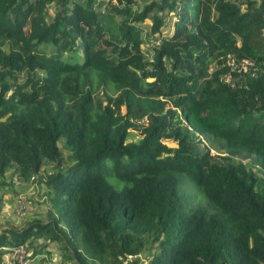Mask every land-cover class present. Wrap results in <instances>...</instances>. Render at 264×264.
I'll return each mask as SVG.
<instances>
[{
	"label": "trees",
	"instance_id": "16d2710c",
	"mask_svg": "<svg viewBox=\"0 0 264 264\" xmlns=\"http://www.w3.org/2000/svg\"><path fill=\"white\" fill-rule=\"evenodd\" d=\"M134 2L0 0V179H36L53 210L0 227V260L44 237L74 264H264L260 177L189 147L220 140L264 172V0ZM227 53L254 78L224 84Z\"/></svg>",
	"mask_w": 264,
	"mask_h": 264
},
{
	"label": "rangeland",
	"instance_id": "374dc122",
	"mask_svg": "<svg viewBox=\"0 0 264 264\" xmlns=\"http://www.w3.org/2000/svg\"><path fill=\"white\" fill-rule=\"evenodd\" d=\"M112 1L115 2V0ZM146 1L147 0H135L132 5V9L137 11L140 6ZM242 7L243 6H241V8ZM53 11L54 8L52 5H50L48 8V15H52ZM160 15L164 19V21L159 30L161 35H166L171 31L174 16L171 12L160 13ZM146 23H149V21L145 20L144 23L141 24V26L144 27L141 31V37L147 35L146 32L148 25ZM158 38L159 34L155 33L140 45L141 53L143 56H145L146 58H151V47L158 45ZM73 48L75 49L73 55L77 59L80 55L78 41L74 42ZM230 57L234 56L230 53H227L224 56H221L220 58L222 59L223 63L225 61L226 65V62L228 63ZM215 68V62L210 64L209 69L213 70ZM19 79L20 81H22V76ZM121 110L123 111V109ZM258 120L264 122V120ZM181 128L185 130L184 123H182ZM188 131L190 130L188 129ZM189 135V147L192 148L194 151L208 150L209 155L211 157V161L217 164L228 165L230 162H239L244 165H247L250 169L254 171L256 176L260 177L259 186L264 189V172L258 171V165L255 164L253 155L229 149L220 140L209 139L208 137L203 135H194L193 132H190ZM127 139L136 141L138 139L137 133L132 130L130 134H128ZM61 143H63L62 137L59 138L57 145H59L63 155L66 157L68 155V151L62 147ZM166 143L170 146H174L170 141H166ZM46 171L49 172V167L46 168ZM4 174V180L0 179V227H13L14 229H21L26 227L37 216L40 217L38 218V220H43L44 218L49 216L48 214L53 213V210L50 207V203L46 200V191L48 188L45 185L39 183L38 181H36V179H33L32 181H28L26 183H22L12 172V170L6 171ZM27 185L31 189L30 192H26ZM20 197H22V200L25 203L26 215L21 218H18L15 217L14 206L16 200ZM24 246L26 248V252L29 258L31 259V262L29 264H74L73 261H68L65 259L66 256L64 255V253L63 255L65 258H63L62 251L59 249V246L52 241H48L47 238H29L25 241ZM35 254L37 256H35L34 258ZM51 254L53 256H51ZM6 256L7 253H5V255L1 257L0 264H3V261L5 260Z\"/></svg>",
	"mask_w": 264,
	"mask_h": 264
},
{
	"label": "built area",
	"instance_id": "2783aa9c",
	"mask_svg": "<svg viewBox=\"0 0 264 264\" xmlns=\"http://www.w3.org/2000/svg\"><path fill=\"white\" fill-rule=\"evenodd\" d=\"M222 66L225 70L220 77L222 82L229 87L244 85L247 80L253 79L255 76L256 66L251 59H237L236 57H230L228 63L222 62ZM15 217L21 218L26 215L25 203L22 197L18 198L14 206ZM39 255V254H38ZM37 255H34V258ZM135 255L128 254L124 257L122 264H130ZM142 263L145 262V258L137 256ZM33 260V259H32ZM31 259L29 258L24 245H17L11 251L7 252V256L3 261V264H29Z\"/></svg>",
	"mask_w": 264,
	"mask_h": 264
},
{
	"label": "crops",
	"instance_id": "0c3cea01",
	"mask_svg": "<svg viewBox=\"0 0 264 264\" xmlns=\"http://www.w3.org/2000/svg\"><path fill=\"white\" fill-rule=\"evenodd\" d=\"M21 187H22V186H21ZM21 187H20V188H21ZM26 189H27V191H26V192H30V190H31V189L29 188V186H28V185L26 186ZM26 189H22V190H26ZM26 192H25V193H26ZM22 194H23V193H22ZM26 196H27V195H26ZM52 214H53V213H51V214H48V215H49V216H52ZM37 218H40V217H39V216H37ZM43 238H44V237H43ZM41 240H42V239H41ZM4 255H5V254H4ZM51 256H53V255L51 254ZM38 260H39V259H38Z\"/></svg>",
	"mask_w": 264,
	"mask_h": 264
}]
</instances>
